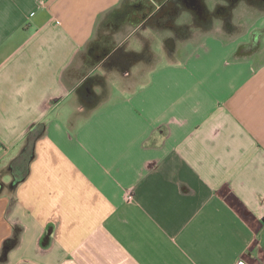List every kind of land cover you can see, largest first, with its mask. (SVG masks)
<instances>
[{"label":"crops","instance_id":"obj_1","mask_svg":"<svg viewBox=\"0 0 264 264\" xmlns=\"http://www.w3.org/2000/svg\"><path fill=\"white\" fill-rule=\"evenodd\" d=\"M134 1L0 0V264H264V11L149 67Z\"/></svg>","mask_w":264,"mask_h":264},{"label":"rangeland","instance_id":"obj_2","mask_svg":"<svg viewBox=\"0 0 264 264\" xmlns=\"http://www.w3.org/2000/svg\"><path fill=\"white\" fill-rule=\"evenodd\" d=\"M160 2L161 0H155V2ZM156 2V3H157ZM207 7L209 9L215 8L221 0H205ZM179 15L175 19L179 24L185 25L186 28L181 29V31L173 30L165 27L159 26L155 27V22L153 20L147 21L152 24L148 30H146L148 36L146 47L143 52L146 53L148 57L149 67L155 63L162 62L161 58H164L163 61L167 60V56H171L170 52L176 51L181 57L187 54L191 49L198 45L206 35L209 33L218 34L225 39H232L238 35L245 34L249 27L254 23L256 17L259 15L260 11H264V4L260 3L259 0H240L238 4L234 6L233 13L230 15L233 16V27L226 25V20L223 22L221 16L216 12L213 13L212 19L206 25L205 28H201L200 23L195 21L193 14L188 12V7L182 5ZM146 25V24H144ZM232 28V29H231ZM131 31L130 28H126L121 34H118V39L121 40ZM142 30L137 31V36L140 35ZM264 34V29L257 30L253 36L264 40L262 36ZM136 36V37H137ZM190 36V37H189ZM134 37L133 40L137 41V38ZM166 40H170L166 42ZM262 44V43H261ZM261 46V48H260ZM257 45L256 49H264V43L262 45ZM144 62H140L143 64ZM26 141V145H27ZM26 151L29 153V147L26 146ZM25 172L24 165L21 168V171L18 175H22Z\"/></svg>","mask_w":264,"mask_h":264},{"label":"trees","instance_id":"obj_3","mask_svg":"<svg viewBox=\"0 0 264 264\" xmlns=\"http://www.w3.org/2000/svg\"><path fill=\"white\" fill-rule=\"evenodd\" d=\"M185 3V0H184ZM186 4V3H185ZM198 10H204L206 11L205 4L203 0H196L195 3ZM226 7L218 4L216 7L215 12L219 15H221L223 11V16L226 18V25L230 26V12H225ZM154 11V12H153ZM181 11V8L176 5V2L174 0H167L160 4L159 8L155 10V5L149 0H135L134 2H125L120 8L116 9L107 20V26L113 29L120 28L121 25L131 19V17L135 16L136 21H143L148 17V21H155L159 20L162 17H166L165 25L168 28H171L173 30L181 31V29H184V25H180L175 23V19L179 15ZM170 40H166V42H169ZM100 46L98 45L97 40L93 41V44L91 46L92 51H99ZM110 48L107 46L105 50H103L104 53H110ZM102 51V50H101ZM139 58V54L135 52H127V53H121L120 50L114 51L113 54L109 57L106 64H116L117 66L121 67L122 69H126L130 63L134 62ZM31 157V152L29 149V153H27L26 149L22 153L20 157V164L19 169L22 168L23 165H25L26 161L29 160Z\"/></svg>","mask_w":264,"mask_h":264},{"label":"built area","instance_id":"obj_4","mask_svg":"<svg viewBox=\"0 0 264 264\" xmlns=\"http://www.w3.org/2000/svg\"><path fill=\"white\" fill-rule=\"evenodd\" d=\"M237 264H248V262L246 260L241 259L238 261Z\"/></svg>","mask_w":264,"mask_h":264}]
</instances>
